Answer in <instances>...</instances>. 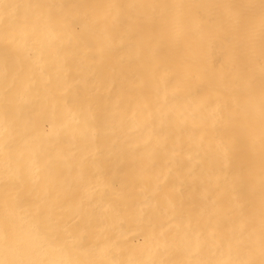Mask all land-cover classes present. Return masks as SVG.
<instances>
[{
	"label": "bare ground",
	"instance_id": "obj_1",
	"mask_svg": "<svg viewBox=\"0 0 264 264\" xmlns=\"http://www.w3.org/2000/svg\"><path fill=\"white\" fill-rule=\"evenodd\" d=\"M259 4L0 0V259L261 264Z\"/></svg>",
	"mask_w": 264,
	"mask_h": 264
},
{
	"label": "snow or ice",
	"instance_id": "obj_2",
	"mask_svg": "<svg viewBox=\"0 0 264 264\" xmlns=\"http://www.w3.org/2000/svg\"><path fill=\"white\" fill-rule=\"evenodd\" d=\"M249 7H254V6H249ZM259 8H260V24H261V45H262V52H264V0H260ZM246 20L247 17L244 13H238L232 17V23L237 27H241V28H243L246 25ZM261 96H262V101H264V81H262L261 84ZM262 110H264V102H262ZM0 238L4 239L5 243L7 242V234H5L3 237ZM261 249H262V253H264V238H262L261 241ZM0 264H34V262L14 259V258H3L0 259ZM189 264H203V262L194 259L190 261ZM243 264H250V262H243ZM261 264H264V261H261Z\"/></svg>",
	"mask_w": 264,
	"mask_h": 264
}]
</instances>
